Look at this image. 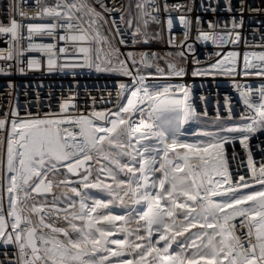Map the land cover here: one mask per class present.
Returning a JSON list of instances; mask_svg holds the SVG:
<instances>
[{"label":"snow or ice","instance_id":"obj_1","mask_svg":"<svg viewBox=\"0 0 264 264\" xmlns=\"http://www.w3.org/2000/svg\"><path fill=\"white\" fill-rule=\"evenodd\" d=\"M11 7L14 15L7 24L0 23V34L10 35L17 44L25 27L29 39L51 36L60 27L67 29L61 40L110 45L109 38L101 33L109 23L113 38L120 36L119 43H125L119 23L107 19L110 10L103 0L98 5L90 0H58L36 13L65 21L59 25L25 26L15 17L26 18V13L18 4ZM136 7L145 30L136 27L133 43L146 44L148 21L159 22L153 12L160 9L155 0H142ZM163 7L169 10L167 4ZM180 22L186 29L191 24L185 16ZM167 26L172 28V18ZM184 35L186 41L188 31ZM138 36L142 39H136ZM197 38L213 43L224 39L206 32H200ZM239 39L237 32L235 40L229 42ZM173 42L174 38L169 40V44ZM52 48L29 43L23 51L51 53ZM78 50L84 54L83 62L61 64V70L112 72L131 77V82L119 83L115 110L72 115L68 109L74 105L65 100L61 114L55 118L31 114L21 118L17 111L0 116V246H15V264H264V163L257 167L249 145L257 134L264 135V85L240 91L246 106L240 119L246 122L229 123L233 119L229 106L226 117L217 115L211 122L214 131L194 132L192 135L200 138L190 142L184 138L185 125L207 117V112H196L189 87L150 83L140 69L134 74L128 65L131 61L135 67L139 62L151 68L160 58L158 54H124L114 47L97 62L98 56L89 55L92 49ZM177 55L185 57L183 52ZM238 56L229 52L192 74H237ZM251 56L258 62L253 63L246 53L243 75L264 77V52ZM0 59H13L12 48L7 56L0 53ZM27 67L39 68L40 61L30 59ZM48 67L50 71L56 67L51 56ZM167 68L169 76L185 75V68L173 62H168ZM19 70L23 72L24 68ZM157 70L165 74L163 69ZM237 141L247 152L250 172L238 178L229 171L226 150ZM93 171L96 179L90 180ZM62 174L64 178L58 179ZM102 174L111 183L101 179ZM69 175L80 179L69 180ZM72 183L80 187H69ZM88 189H100L110 198L93 199ZM49 194L51 202L46 199ZM61 200L66 207L58 206ZM117 202L122 206L145 204L146 210H133L127 215L103 211ZM57 221L67 227L56 226ZM117 222L121 226L117 227ZM133 223L136 227H129ZM238 228L246 232L237 235ZM113 229L124 233L123 239L112 238ZM132 236L135 238L130 239ZM173 246L177 250H171Z\"/></svg>","mask_w":264,"mask_h":264},{"label":"built area","instance_id":"obj_2","mask_svg":"<svg viewBox=\"0 0 264 264\" xmlns=\"http://www.w3.org/2000/svg\"><path fill=\"white\" fill-rule=\"evenodd\" d=\"M58 0H0V23L7 24L14 15L12 5L18 4L20 11L26 13V18L16 16L15 18L28 24H49L57 25L65 23L56 17L44 15L37 16L44 6H53ZM68 3H75L77 0H67ZM98 5L99 0H90ZM110 10L106 13L109 21L115 20L119 23L121 31L124 33V44H120V36L114 37V32L109 31L111 23L105 24L101 29L111 41L110 45L91 42H71L59 39L67 34L66 28L57 27L51 36L37 35L28 38L26 27L22 31V39L17 44L11 40L10 35L0 34V53L7 56L8 49L12 48L13 59H0V116L11 114L17 111L21 118H26L30 114L33 116L50 115L55 118L61 114V104L65 100H70L74 107H70L68 112L72 115H89L93 111H103L113 109L116 100V89L119 83H130L131 77H126L112 72H97L94 69L77 68L63 69L59 65L71 62H83L84 54L79 52L80 47L92 49L90 56H98L100 62L110 48L118 47L121 53H140L145 49L152 50L153 53L161 55L167 51L177 55L183 52L185 57L172 61L178 67L185 68V75L181 77L169 76L166 72L161 75L151 68L142 67L139 62L135 67L131 61L128 62L133 73L140 69V74L148 77V82H159L161 84L185 85L191 92L192 103L198 114L205 111L207 116L214 119L219 115L226 117L229 106L232 109L233 119L229 123L237 124L240 117L245 113V105L241 99L240 91L246 87L257 90L264 85V77L255 75H243L244 55L249 54V59L253 63L252 53L264 52V0H155L160 11L153 12L159 22H154L158 26L157 35L159 43H133V30L124 21V0H103ZM142 0H136V4ZM167 4L169 10H164ZM231 7V11H229ZM243 7V11L241 8ZM189 9H191L189 11ZM258 9L259 11H255ZM140 15V14H139ZM123 16V20H121ZM185 16L190 22L188 29L180 22V17ZM173 19L171 29L167 26V20ZM211 25V26H210ZM238 25V26H234ZM185 31L189 35L185 41ZM200 32L210 33L216 37H224L223 41L217 39L213 43L211 39L205 41L198 39ZM239 32V41L235 40V34ZM174 38V42L169 44V40ZM184 42L183 44L181 42ZM29 43L52 45L51 53L39 51H23ZM188 45L192 48L189 49ZM66 49L61 52L60 49ZM23 51V54L19 53ZM229 52L239 54L236 62L237 74L227 75L214 73L211 75H193L196 68H207L218 59H223ZM220 55H217V54ZM56 62V67L51 71L48 67V59ZM121 58H124L123 56ZM30 59L40 61L39 68H28L27 62ZM167 60V59H166ZM137 61L139 57L137 56ZM169 61V60H167ZM24 68L21 72L19 69ZM155 78V79H154ZM240 86L239 88L237 86ZM258 99V94L255 97ZM248 115H252L251 112ZM250 150L253 153V160L257 167L264 163V135L257 134L249 140ZM229 156V171L234 177L239 175H250L247 167V152L237 141L234 145L226 146ZM235 151V157L232 152ZM34 219V218H33ZM63 221H57L56 226H63ZM246 232V229H237V235ZM15 246H0V261L4 264H15Z\"/></svg>","mask_w":264,"mask_h":264},{"label":"rangeland","instance_id":"obj_3","mask_svg":"<svg viewBox=\"0 0 264 264\" xmlns=\"http://www.w3.org/2000/svg\"><path fill=\"white\" fill-rule=\"evenodd\" d=\"M125 2V8H124V21L126 23V25L131 28L133 30V32L135 31L136 27L139 25L141 27V30L144 31V26H143V22L141 20H138L139 17V10L136 7V0H124ZM128 21H132L131 25L128 24ZM157 30H158V26L153 24V21L151 19H149L148 24H147V34L149 37V41L151 43H159L160 42V38L157 35ZM136 39H142V37H136ZM137 44V43H136ZM171 54V55H169ZM158 57H160L159 59H157L152 68H159V69H163L164 72L168 71L167 68V64L168 62H172L178 59L177 55L172 53V52H161V55ZM169 61H167V60ZM158 72V71H157ZM213 121V119H211L210 116L207 117H201V119L199 121H193L191 122L189 125H185V128L183 131H185V137L187 138L190 142H194L196 139L200 138V137H196L193 136L192 133L194 132H198L201 129H205V130H210V131H214L215 128L211 126V122ZM139 207L144 208V210H146V205L145 204H139ZM143 211V210H142ZM141 211V212H142ZM156 234L154 233V236Z\"/></svg>","mask_w":264,"mask_h":264},{"label":"crops","instance_id":"obj_4","mask_svg":"<svg viewBox=\"0 0 264 264\" xmlns=\"http://www.w3.org/2000/svg\"><path fill=\"white\" fill-rule=\"evenodd\" d=\"M151 70H154V68L151 67ZM154 71H158V70L155 68ZM158 175H159V174H157V176H158ZM62 178H64L63 174H62L60 177H58V179H62ZM67 178H68L69 180H72V181H79V179H80L79 176H71V175H69ZM100 178H101V179H104L107 183H111V180L108 179V178H107L106 176H104L103 174L100 176ZM121 178H123V175H122V174H121ZM95 179H96V172L93 171L92 176L90 177V180H95ZM69 187H80V185H79V183H72V184L69 185ZM86 191L90 194L91 198H93V199L107 200V199L110 198L106 192H104V191H102V190H100V189H88V190H86ZM59 192H60V189H57V190H56V194L58 195ZM46 199H47L49 202H51V200H52V195L49 194V195L46 197ZM75 199H76L77 202H78V199H79V198H75ZM58 206L61 207V208H64V207H66V204L63 202V200H61V201L58 202ZM139 206H140V205H130V204H129V205H123V206H122V205H120V204L117 202V203H115V204L110 205L108 210H103V211H105V212H107V211H111L113 215H127V214H129V213H132L133 210H134L135 213H139V212H141L142 210L144 211V208L139 207ZM33 218L35 219V217H33ZM116 226H117V227L121 226V222H117V225H116ZM60 227H67V225H66V223H65L63 226H60ZM129 227L135 228L136 225H135V223H133V224L129 225ZM113 233H114V235H113L112 238L123 239V237H124V233H122V232H117V231H115V229H113ZM141 235H145V233L143 232V230H141ZM134 238H135L134 236L130 237V239H134ZM171 250H177V249H175V246H173V249H171Z\"/></svg>","mask_w":264,"mask_h":264},{"label":"water","instance_id":"obj_5","mask_svg":"<svg viewBox=\"0 0 264 264\" xmlns=\"http://www.w3.org/2000/svg\"><path fill=\"white\" fill-rule=\"evenodd\" d=\"M143 52H150V53H153L152 50H150V49H145Z\"/></svg>","mask_w":264,"mask_h":264}]
</instances>
